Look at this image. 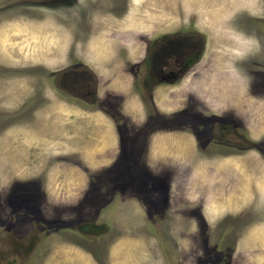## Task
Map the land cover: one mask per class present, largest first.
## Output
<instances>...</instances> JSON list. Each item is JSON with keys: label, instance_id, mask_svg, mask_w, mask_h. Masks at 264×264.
<instances>
[{"label": "rangeland", "instance_id": "1", "mask_svg": "<svg viewBox=\"0 0 264 264\" xmlns=\"http://www.w3.org/2000/svg\"><path fill=\"white\" fill-rule=\"evenodd\" d=\"M44 1L0 0V236L16 227L0 264H264V0H131L118 19L116 0H95L90 25ZM192 27L206 33L203 58L144 103L142 47ZM132 32L143 38L123 39ZM81 74L97 79V104L66 90ZM214 115L238 119L241 136L206 144ZM150 116L162 124L143 153Z\"/></svg>", "mask_w": 264, "mask_h": 264}, {"label": "flooded vegetation", "instance_id": "2", "mask_svg": "<svg viewBox=\"0 0 264 264\" xmlns=\"http://www.w3.org/2000/svg\"><path fill=\"white\" fill-rule=\"evenodd\" d=\"M56 1H60V3L62 2V5H66L64 6V8H70V9H74V8H80L82 14L81 16L83 17L84 21L86 24L90 25L91 21H92V14L95 9V6L92 5L94 4L95 0H88L89 2H87V0H49V1H44L41 3V5H54L56 3ZM131 0H116V3L114 4V7L116 9H118V11L115 13V11L110 10V15L113 16L114 18L118 19V17H115V15H121L123 16V18L125 17L126 13L129 11V7H130V3ZM69 3V4H68ZM96 4V2H95ZM19 6V4H17ZM99 8V7H98ZM243 19H245L243 16H238L237 19H235V23H240L241 21H243ZM264 19V18H263ZM263 19H259L261 20V23L264 22ZM129 30V29H128ZM140 33V32H138ZM133 35L129 34V33H124V40H131L134 38H136L137 36H135L134 34H137V32H132ZM129 36V37H128ZM143 36L137 37L136 40L138 39H142ZM259 40L260 38H264L262 37V35L258 36V38L256 37V35H253V39L254 40ZM246 39H247V35H246ZM252 39V40H253ZM249 40V38H248ZM264 45L263 43L259 42V47L260 49L263 48ZM206 46H207V38H206V33H201L199 32V30L195 29V28H186V29H181L176 31L174 34H162L159 36H156L155 39L151 40L149 42V44H145L142 49L141 52L143 53V61H142V65L145 68V80L143 81V92L144 94L147 96L143 97L144 103L145 102H149L151 103V105L153 107H156L155 105V101L153 100V94L152 92L158 88V86H160L161 84H165V85H175L177 83L182 82V80L185 78L186 74L188 72H190L191 70H193V68L195 67V65L199 62L198 60H201L204 56V54L206 53ZM259 49V48H258ZM126 54V55H125ZM254 56V55H253ZM124 57L128 60H130L128 52L125 50L124 51ZM258 58V57H257ZM125 59V60H126ZM251 59V58H250ZM254 62H256L255 64H257V62H260L259 59L257 61L254 60L252 58V60L250 61H246L244 62V66L248 68H253L252 65L254 64ZM260 64V63H259ZM263 66V65H262ZM71 69V70H70ZM77 70L78 67L74 66V67H69L65 70H62L61 72H59L61 78H62V82L65 81V79L73 72V70ZM74 70V71H75ZM89 75V74H88ZM82 77L83 75H75L74 79H69V85L72 88L66 89L68 90V92L72 91V90H77V91H83V89L85 90V94L84 96H89L91 100V102H95V104H97V99H98V91H99V86H98V81L95 77H93L92 75L88 76L87 78H83V80H89V86H87V82H85V84L82 82H79L78 78ZM64 86V85H62ZM77 95V94H75ZM82 95H80L78 98H81ZM109 99V98H108ZM89 101V100H87ZM124 101V99L122 98V102ZM109 104V100L106 101V105ZM108 106V105H107ZM180 114H178L177 116L179 117H184L186 116L188 109L187 108H183ZM161 117V114H158ZM124 121L126 124L124 125L123 123L121 125H119V127L123 128V129H119L121 134H124V130L130 128L131 129V123L129 122V120L127 119V116H124L121 114V116H119V120ZM152 118V119H151ZM186 118V117H185ZM230 118V117H228ZM204 119H206V130H205V134H206V144L208 142H210L211 140H216L218 141L217 138H219L221 141L224 138V135L228 136H233L234 138L237 135H240L239 129L242 128L241 126V122L234 118L229 120H226V116H206ZM119 122V121H118ZM120 123V122H119ZM187 123V122H186ZM218 123V125H217ZM6 124V123H5ZM162 124V120L161 121H155L154 120V116H150L148 117V119H144V121L142 122V125L140 127V135L142 136L140 142H138V147L137 149H140V152L149 153V145H148V140L150 138V134L158 127V125ZM216 124V125H215ZM239 124V125H237ZM7 126V125H5ZM194 126V124H193ZM228 127V128H227ZM193 129V128H192ZM214 132H220V134L218 136L214 135ZM196 136L197 133L194 131L193 132ZM217 137V138H216ZM242 138V137H241ZM224 141V140H223ZM234 142L235 144H233L234 146H237V144H239L240 142L237 143V141H235L234 139L230 138L229 142ZM36 220H32V219H28L27 225L26 227V233L23 234L27 235L24 241L19 240V242H17V247H21L24 244H26L27 246H30L32 244V238H33V232L35 230L34 224L35 222L38 221V217L34 218ZM34 221V222H33ZM12 222V221H11ZM8 226L6 227L5 231L7 233H14L13 231L14 228H16L15 226H12V224H14V222H12V224L9 222L7 223ZM3 227V229L5 228ZM39 228V225H38ZM6 233V234H7ZM4 232H2L1 237H4V235H6ZM37 236L39 233V231L36 233ZM24 243V244H21ZM2 242H0V249L5 248L4 246H1ZM7 245H10V243H7ZM236 245V243H235ZM27 251V250H26ZM0 262H4V260L0 261Z\"/></svg>", "mask_w": 264, "mask_h": 264}, {"label": "crops", "instance_id": "3", "mask_svg": "<svg viewBox=\"0 0 264 264\" xmlns=\"http://www.w3.org/2000/svg\"><path fill=\"white\" fill-rule=\"evenodd\" d=\"M225 172H226V171H225ZM226 176H228V175H227L226 173H224V177H226ZM223 185H227V184H223ZM243 186H244L245 188H247V191H248V192H246V193H245V192H241V188H242ZM243 186L239 188V192H240V194H242V195H243V194H244V195H245V194H250L249 192H251V190H252V189H251V186H249V185H248V186H247V185H243ZM233 187H234V186L230 185V191H229L230 193L233 192ZM260 189H264V185H261V186H260ZM187 191H188V189H187ZM187 193H188V192H187ZM204 193H206V187L204 188ZM187 195H188V194H187ZM245 197H246V196H245ZM236 200H238V199H236ZM226 203H227L226 206H228L229 203H228V202H226ZM238 204H239V205L242 204L241 200H239ZM205 206H206V205H205ZM229 206H234V205L231 204V205H229ZM67 252H68V251L66 250V251H65V255H63V256H62V255H58V256H61V257L64 258V257L67 256V254H68ZM59 254H61V253H59ZM75 254H76V253H75ZM75 257H79V258H80L79 261H81V259H82V256H81V255L78 256V254L75 255ZM58 259H59L58 257H55V259H53L52 261H53L54 263H58ZM70 263H71V264H75V263H76V262H75V259H74V260L71 259V260H70ZM88 264H89V262H88Z\"/></svg>", "mask_w": 264, "mask_h": 264}, {"label": "bare ground", "instance_id": "4", "mask_svg": "<svg viewBox=\"0 0 264 264\" xmlns=\"http://www.w3.org/2000/svg\"><path fill=\"white\" fill-rule=\"evenodd\" d=\"M214 25V24H213ZM216 25V24H215ZM62 38V37H61ZM183 155V154H182Z\"/></svg>", "mask_w": 264, "mask_h": 264}]
</instances>
